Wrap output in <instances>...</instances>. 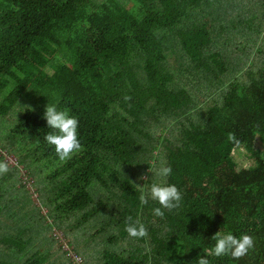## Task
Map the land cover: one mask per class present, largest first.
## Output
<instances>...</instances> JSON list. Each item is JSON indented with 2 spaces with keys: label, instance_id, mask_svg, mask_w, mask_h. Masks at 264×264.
Here are the masks:
<instances>
[{
  "label": "trees",
  "instance_id": "obj_1",
  "mask_svg": "<svg viewBox=\"0 0 264 264\" xmlns=\"http://www.w3.org/2000/svg\"><path fill=\"white\" fill-rule=\"evenodd\" d=\"M219 1L0 0V114L22 97L37 104L5 136L19 160L0 174V264H73L69 244L86 264H192L220 229L254 247L211 264H264V0ZM43 94L78 117L82 147L65 160L44 141ZM43 159L56 165L36 180ZM161 160L182 192L163 218L134 185ZM128 216L145 237H128Z\"/></svg>",
  "mask_w": 264,
  "mask_h": 264
},
{
  "label": "clouds",
  "instance_id": "obj_2",
  "mask_svg": "<svg viewBox=\"0 0 264 264\" xmlns=\"http://www.w3.org/2000/svg\"><path fill=\"white\" fill-rule=\"evenodd\" d=\"M49 98V103L45 106L43 119L47 124V131L44 134V141L54 147V151L60 160L70 158L78 152L82 145L79 138L78 117L71 114L68 109L59 105L58 100L53 97L55 94H43ZM10 170L9 163L0 159V174ZM152 173L151 179L146 180L143 186H138L136 197L139 206L148 205L150 201L155 202L151 211L154 217L163 218L165 211H171L180 206L182 192L176 184L167 182V178L172 173V167L166 161L161 160L154 168L149 167ZM144 179L143 177H141ZM124 231L129 238L140 239L146 236L147 225L139 219L131 216L126 217ZM214 243L209 250L203 247L204 255H200L192 264H211L209 256L216 258L231 257L239 259L254 247V238L248 233L235 235L232 231L220 229L212 237Z\"/></svg>",
  "mask_w": 264,
  "mask_h": 264
},
{
  "label": "rangeland",
  "instance_id": "obj_3",
  "mask_svg": "<svg viewBox=\"0 0 264 264\" xmlns=\"http://www.w3.org/2000/svg\"><path fill=\"white\" fill-rule=\"evenodd\" d=\"M215 1H217V3L220 2L219 0H215ZM251 8L252 9L250 10V12L257 11L259 14L254 18L250 13H248L244 18V20L246 19L245 22L251 24L254 29V27L258 26L262 21V9H259L258 11L257 9L256 10L253 9L254 6H252ZM234 10L237 12L236 9ZM250 31L253 33L252 29L247 27V31H245L247 33V38H248L247 40L254 41L251 37H249V35H252ZM172 59L177 60V58H175V55L172 56ZM0 95H1L0 97V103H1V99H3V92H0ZM35 105L37 104L34 99L32 98L26 99L25 97H22L6 115L0 114V159H3L6 162H8L9 167H14L15 165H17V161L19 160V158L15 153L9 152L7 148L5 149L3 147V145H5L4 144L5 136L10 132V130L15 125L20 115H22L23 112L26 110V108L34 107ZM258 138L261 139L260 137ZM259 139L256 143V147L259 148L262 152H264V144ZM235 157L240 166H249L253 163L248 152H246V149L242 147L236 151ZM48 160L49 159H43L35 163V165H33V168H35L37 171L39 170L38 176L35 177L36 180L41 176L42 173L45 175L49 169L54 168V166L56 165L55 163L56 161L48 163ZM23 166H24L23 164L20 165V173L17 175L16 178L18 177L22 178L26 182L25 184L27 191L29 190L31 205L32 206L38 205L40 202L39 200L40 193L37 190V186L33 184L35 179L32 177V175L29 174V172ZM11 183L12 182H8L7 184L8 188L10 187ZM10 198H11V194H8L7 192L6 196H4L2 199L3 203H5ZM45 212H46V208L43 209V213ZM63 233H64V229L53 228L52 231L49 232V235L53 234L55 241L58 239V237H63L65 240L69 241L70 238L64 235L65 233L64 234ZM57 246L58 245L55 243V247ZM69 247L73 248L74 245L69 244ZM64 248H67V246H65Z\"/></svg>",
  "mask_w": 264,
  "mask_h": 264
},
{
  "label": "built area",
  "instance_id": "obj_4",
  "mask_svg": "<svg viewBox=\"0 0 264 264\" xmlns=\"http://www.w3.org/2000/svg\"><path fill=\"white\" fill-rule=\"evenodd\" d=\"M68 255L71 257L73 264H86L82 255L74 251L73 248L67 246Z\"/></svg>",
  "mask_w": 264,
  "mask_h": 264
}]
</instances>
